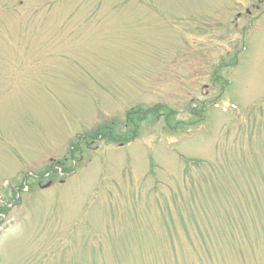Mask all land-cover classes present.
<instances>
[{"label":"rangeland","instance_id":"374dc122","mask_svg":"<svg viewBox=\"0 0 264 264\" xmlns=\"http://www.w3.org/2000/svg\"><path fill=\"white\" fill-rule=\"evenodd\" d=\"M0 264H264V0H0Z\"/></svg>","mask_w":264,"mask_h":264},{"label":"trees","instance_id":"16d2710c","mask_svg":"<svg viewBox=\"0 0 264 264\" xmlns=\"http://www.w3.org/2000/svg\"><path fill=\"white\" fill-rule=\"evenodd\" d=\"M164 107H162L161 105H156V106H153L151 107L150 109L148 110H145V111H142V110H132L130 112H128L126 115H125V118L126 120L132 124L133 126V130L131 131L130 133V138L126 139V140H122V145H124L125 143L133 140L136 138V134H137V129H138V122H136V119L137 121H144L147 117H149V115L151 114H154V115H157V113L162 110ZM169 116V115H168ZM113 135H112V130L111 128L109 127H100V128H97L96 130H94L92 133L90 134H86V135H81V137L79 138L80 141L82 142H87L88 139H91L92 141L93 140H97V141H100V142H111L113 139H112ZM90 140V141H91ZM121 140V139H120ZM72 150H75L76 151H79L80 148H78V143L77 145H72L71 147V150L69 152V154L72 156V159L71 161H73L75 158L74 154L75 152L72 153ZM63 171H65V169L63 168Z\"/></svg>","mask_w":264,"mask_h":264},{"label":"water","instance_id":"95a60500","mask_svg":"<svg viewBox=\"0 0 264 264\" xmlns=\"http://www.w3.org/2000/svg\"><path fill=\"white\" fill-rule=\"evenodd\" d=\"M49 186H50V183L44 185L42 189H45V188H47V187H49Z\"/></svg>","mask_w":264,"mask_h":264},{"label":"flooded vegetation","instance_id":"af4514ba","mask_svg":"<svg viewBox=\"0 0 264 264\" xmlns=\"http://www.w3.org/2000/svg\"><path fill=\"white\" fill-rule=\"evenodd\" d=\"M239 16V15H238Z\"/></svg>","mask_w":264,"mask_h":264}]
</instances>
